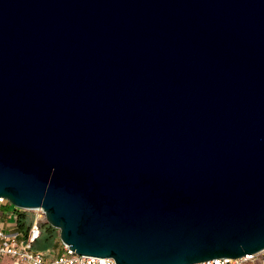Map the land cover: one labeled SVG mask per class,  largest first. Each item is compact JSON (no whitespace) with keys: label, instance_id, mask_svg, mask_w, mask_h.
<instances>
[{"label":"water","instance_id":"1","mask_svg":"<svg viewBox=\"0 0 264 264\" xmlns=\"http://www.w3.org/2000/svg\"><path fill=\"white\" fill-rule=\"evenodd\" d=\"M0 196L116 264L264 249V0H0Z\"/></svg>","mask_w":264,"mask_h":264},{"label":"built area","instance_id":"2","mask_svg":"<svg viewBox=\"0 0 264 264\" xmlns=\"http://www.w3.org/2000/svg\"><path fill=\"white\" fill-rule=\"evenodd\" d=\"M2 206H8L11 209L8 214L12 213L14 215V220L11 221L13 224L10 227L0 224V258L8 256L11 264H116L112 256L77 253L68 248L69 245L64 244V242H61V253L51 259H46L43 251L32 247V243L39 232L38 227L32 226L27 236H25L15 222L17 207L7 198L0 196V221L4 219L2 217ZM35 210L39 211L36 215L37 220L45 216L42 208H35ZM260 253H262V257L259 258ZM263 258L264 249L238 257H214L190 264H261Z\"/></svg>","mask_w":264,"mask_h":264},{"label":"rangeland","instance_id":"3","mask_svg":"<svg viewBox=\"0 0 264 264\" xmlns=\"http://www.w3.org/2000/svg\"><path fill=\"white\" fill-rule=\"evenodd\" d=\"M2 210H3L2 217L7 218V214L9 213V211L11 212V209L8 206H2ZM25 210L28 211L29 217L31 219V227L37 226L39 230L38 235L36 236L37 242L33 244V248L36 250L49 249L52 246L54 240L56 239L58 241L57 246H61L62 241L60 240V237H59V229L49 224L45 220V216L37 220L36 215H38V212H39L38 210H35V209H25ZM6 220L11 222L13 221V217H9ZM46 223L53 227L52 230L50 231L46 230L48 229V226L46 225ZM258 257L259 258L262 257V253H260ZM263 261H264V258L262 262ZM0 264H11L9 257L8 256L1 257Z\"/></svg>","mask_w":264,"mask_h":264},{"label":"trees","instance_id":"4","mask_svg":"<svg viewBox=\"0 0 264 264\" xmlns=\"http://www.w3.org/2000/svg\"><path fill=\"white\" fill-rule=\"evenodd\" d=\"M15 214H16L15 222H16L17 227L23 232L25 236H27L30 230V227H31V219L29 217L28 211L23 208H16ZM46 225L48 226V229H46L47 231L52 230L53 228L52 226H50L47 223ZM36 242H37V239L35 238L32 243V247H33V244H35ZM57 243H58L57 239L54 240L51 247L55 246Z\"/></svg>","mask_w":264,"mask_h":264},{"label":"crops","instance_id":"5","mask_svg":"<svg viewBox=\"0 0 264 264\" xmlns=\"http://www.w3.org/2000/svg\"><path fill=\"white\" fill-rule=\"evenodd\" d=\"M11 214L12 213L8 214L7 215V218L10 215V217H13V220H14V215L13 214L11 215ZM7 218L2 219L0 221V224H3L6 227H10V225L13 224L12 223L13 221L12 222H9V221L6 220ZM41 251H43L45 253V258L46 259H51V258L57 256L59 253H61L62 252V249H61V246H57V244H56L55 246L50 247L49 249L41 250Z\"/></svg>","mask_w":264,"mask_h":264},{"label":"bare ground","instance_id":"6","mask_svg":"<svg viewBox=\"0 0 264 264\" xmlns=\"http://www.w3.org/2000/svg\"><path fill=\"white\" fill-rule=\"evenodd\" d=\"M261 264H264V261Z\"/></svg>","mask_w":264,"mask_h":264}]
</instances>
